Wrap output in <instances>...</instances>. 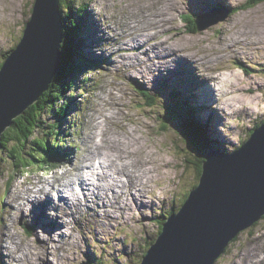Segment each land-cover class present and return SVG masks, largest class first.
I'll return each mask as SVG.
<instances>
[{"label": "rangeland", "instance_id": "1", "mask_svg": "<svg viewBox=\"0 0 264 264\" xmlns=\"http://www.w3.org/2000/svg\"><path fill=\"white\" fill-rule=\"evenodd\" d=\"M250 1L72 2L74 17L78 18L79 7L83 4L86 7L81 19L84 22L81 36L87 32L89 39L80 44L82 50L89 45L86 51L90 58L78 46H74V49L88 61L85 68L87 76H79L76 93L72 96L75 99L66 116L44 115V122L47 123L63 121L58 128L62 129L63 139L60 143L66 145L61 146L57 153L66 152L69 155L65 158L55 156L53 162L60 167H53L51 172L31 168L28 172L13 173L14 160L7 150L0 149V264L141 262L150 242L158 238L162 221L179 210L187 194L199 182L198 171L201 156H204V152L202 155L201 150L184 141L181 135L185 128L184 120L172 118L167 108H172L179 101L183 106L195 110V116L209 124L210 147L229 152L241 146L258 122L264 120V1L244 9L242 5ZM34 2L0 0V62L19 44L31 18ZM240 6L243 9L236 13L233 11L228 14L229 17L221 20L229 8ZM61 9L65 16L67 7L64 1ZM188 11L203 18L197 32H191L190 25L183 21ZM131 34L138 40V46L133 50L124 43L122 46V42ZM142 48L143 53H139L138 50ZM131 58L135 62L130 63ZM237 62L244 63L247 70L239 67ZM170 63L171 71V67H168ZM88 76L90 78L86 82ZM220 77L227 81L223 80L221 84ZM218 86H222L220 91ZM211 89L216 94L214 102L206 98ZM143 90L156 94L155 105L149 103L151 101ZM164 123H167V128ZM43 125L36 134L46 138L49 130L47 125ZM49 139L57 141L53 135ZM30 143L26 150L34 148ZM120 143L129 152L126 163L135 168L134 179L129 182L126 177L121 193H114L112 187L115 186L112 185L107 194L108 184L104 182L100 187L104 190L103 197L95 199V202H102L100 200L104 198L109 201L110 208L93 203L94 198H91L89 205L73 207L74 212L65 204L57 209L49 203L48 214L52 216L57 212L65 221H72L76 241L47 236L45 242L48 245L43 241L41 244L37 237L45 240V233L38 232L37 228H45L46 231L51 228L41 225L37 215V219L33 218L27 201L28 194L20 191L26 188L33 192L40 188L62 189L72 179L67 193L75 196V182L80 181L81 170L90 165L86 158L91 147L100 146L103 151L112 153L113 144L119 146ZM97 158H100V162L102 159L99 155L93 157L94 168L98 167L95 164ZM111 169L114 171L113 167ZM84 178L88 180L86 174ZM117 186L120 187V184L115 189H119ZM131 189H136L138 198L146 199V206L133 199ZM33 192L32 195L37 194ZM90 194L95 195L92 191ZM37 195L40 196V193ZM55 197L56 203L59 202V196L55 194ZM125 201L134 206L135 211L129 213L125 210L116 218L120 211L114 210L115 206H122ZM41 209L42 205L37 211L42 218ZM251 228L229 243V250L217 259L216 264H264V218ZM3 252L7 257H3Z\"/></svg>", "mask_w": 264, "mask_h": 264}, {"label": "water", "instance_id": "2", "mask_svg": "<svg viewBox=\"0 0 264 264\" xmlns=\"http://www.w3.org/2000/svg\"><path fill=\"white\" fill-rule=\"evenodd\" d=\"M62 3L35 0L19 44L0 69V149L5 130L61 70ZM204 158L199 183L166 219L140 264H215L229 243L264 218V122L238 149H208Z\"/></svg>", "mask_w": 264, "mask_h": 264}, {"label": "trees", "instance_id": "3", "mask_svg": "<svg viewBox=\"0 0 264 264\" xmlns=\"http://www.w3.org/2000/svg\"><path fill=\"white\" fill-rule=\"evenodd\" d=\"M62 1H64V3L66 4L67 9H65L66 14L64 16L65 24H66L65 37L61 46V50L63 53V58L61 61V70L54 77L53 81L49 86V89L45 91V93L42 95L40 100L31 107H29L28 109H26L23 114L15 118L13 120V124L5 130L2 136L1 150L2 151L7 150L10 154V157L14 160L13 173L15 171L28 172V169L31 168L34 169L39 168L45 170L46 172H50L53 170V167H57V164L53 162V160L55 159L56 156L55 152L58 150L57 147H59V141H54V140L50 141L49 136L54 135V138L55 137L58 138L61 135V129L58 128L60 123L44 122V115L45 114L49 116L57 115L58 117L66 116L68 114L66 112L68 111L69 107L72 106L70 100L67 97V94L69 93L70 96H72L75 93L74 89H76V87L78 86L77 80L80 75L84 74V76H87L85 68L88 61H86L87 59L85 60L82 54H80L78 51L74 49V46L75 47L78 46L79 48V41L81 40V35H82L81 31L84 25L81 19L82 17H84V15L82 14L84 13V9L86 7L84 4L81 7H79L78 10L80 11V14L78 15L77 18L72 15V7H73L72 2H74L75 0H62ZM263 1L264 0H251L250 3H247L242 6L244 7V9H246L254 5H257L258 3H261ZM242 6L236 8L234 10V13L243 9L241 8ZM183 19L187 24L190 25L189 30L191 32L198 31L197 23L193 15H187ZM10 53L11 51L9 52V54ZM9 54L7 53L5 55L4 60L0 62V69L2 68L5 59ZM239 65L247 70L246 68L247 66L243 64H239ZM86 78L87 77H85V79ZM89 78L90 77L88 76L86 82L88 81ZM144 93L147 96L151 95L147 91H145ZM149 101H151L149 102L151 105H155L154 103H156L154 97L150 98ZM167 109L169 114H172L170 115L172 116V118L177 120L178 119L184 120L185 128L181 133L184 141L187 142L189 145L194 146L199 151L201 150L203 155V152H205L207 147H210V144L208 142V128H207L209 127V124L202 122L197 117H195V110L183 106L181 102H179V104L177 105H174L172 108H167ZM263 122L264 120L258 122V124L254 127V129L251 130L250 135L257 127L263 124ZM43 124L47 125V128L49 130L48 131L49 136L46 138H42L36 134L37 129L41 128ZM164 124L166 125L167 128L168 126L167 123ZM162 128L165 129L164 126ZM29 142H31L29 145H33L34 148L32 147L29 150H26V147ZM10 143L13 144L12 146L8 147ZM202 148L204 151L202 150ZM202 163H203V159L201 160V165L199 166V171H198L199 179L202 173ZM12 181H13V176L11 177L9 187L11 186ZM197 184H195L194 187H196ZM189 195L190 192L185 197L183 203L186 202V200L189 198ZM173 213L175 212H172L171 214ZM168 217L169 216L165 217V220ZM165 220L162 221V223H164ZM255 225L253 227H255ZM162 228L163 226H161L160 230ZM251 229L252 228H250V230ZM239 237L240 234L235 239H238ZM153 243L150 242L149 248ZM147 250L145 251L144 256L147 253ZM226 250L228 251L229 248H227ZM137 262L140 263V260Z\"/></svg>", "mask_w": 264, "mask_h": 264}, {"label": "bare ground", "instance_id": "4", "mask_svg": "<svg viewBox=\"0 0 264 264\" xmlns=\"http://www.w3.org/2000/svg\"><path fill=\"white\" fill-rule=\"evenodd\" d=\"M187 0H185V2H186ZM174 2V1H173ZM172 6V5H171ZM173 8V7H172ZM178 8V7H177ZM231 15V14H230ZM229 17V16H228ZM83 30H84V27H83ZM245 30V29H244ZM106 31V30H105ZM146 31V30H145ZM245 32H247V31H245ZM127 33V32H126ZM134 33V32H133ZM128 34V33H127ZM136 35V34H135ZM249 35V34H248ZM127 36V35H126ZM141 36V35H140ZM143 36V35H142ZM116 37H117V35H116ZM129 38H127L125 41H123L122 42V46H123V43H124V45L125 46H128L129 48H132V50L134 49V48H136L138 45H137V39L131 34V36H128ZM154 37V36H153ZM247 37V36H246ZM81 38L83 39V41H88V39H89V37H88V33L86 32V34H85V36L83 35V36H81ZM119 38V37H118ZM248 39V38H247ZM102 40V39H101ZM82 41V42H83ZM93 41H96V39H94ZM140 41V40H139ZM252 41V40H251ZM154 42V41H153ZM232 42V41H231ZM230 42V43H231ZM237 42V41H236ZM81 43V42H80ZM79 43V48H81V44ZM95 43V42H94ZM143 43V42H142ZM233 43V42H232ZM239 43V42H238ZM254 43H255V41H254ZM241 44V43H240ZM250 44V43H249ZM97 45V44H96ZM105 45V44H104ZM235 45V44H234ZM241 45H243V44H241ZM238 46V45H237ZM240 46V45H239ZM236 47V46H235ZM246 47H248V46H246ZM87 48H89V45H86V47L84 48V52H85V54L89 57V54H88V52L86 51V49ZM234 48V47H233ZM232 48V49H233ZM240 48V47H239ZM243 48V47H242ZM141 49V48H140ZM138 50L139 51V53L140 52H142L143 53V48H142V50ZM146 50H148V49H146ZM156 50V49H155ZM233 50H235V48L233 49ZM242 50V49H241ZM232 51V50H231ZM237 51V50H236ZM244 52V51H243ZM138 53V52H137ZM229 54V53H228ZM133 55V54H132ZM156 55V54H155ZM182 55V54H181ZM225 55V54H224ZM99 56V55H98ZM141 56H142V54H141ZM163 56V55H162ZM135 57H137V56H135ZM148 57V56H147ZM122 58V57H121ZM125 58V57H124ZM139 58V57H138ZM143 58V57H142ZM175 58H176V56H175ZM144 59V58H143ZM199 59V58H198ZM120 60V59H119ZM140 60V59H139ZM151 60V59H150ZM117 61V60H116ZM129 62L130 63H133V62H135V60L134 59H130L129 60ZM199 62H201V61H199ZM123 63H125V62H123ZM128 63V62H127ZM144 63V62H143ZM149 63V62H148ZM182 63V62H181ZM193 64V63H192ZM115 65H117V64H115ZM137 65V64H136ZM139 65V64H138ZM158 65V64H157ZM174 65V64H173ZM186 65V64H185ZM165 66V65H164ZM172 66V63H170V66L168 65V67L170 68ZM189 66V65H188ZM139 67V66H138ZM183 67V66H182ZM182 67H181V69H182ZM128 68V67H127ZM177 68H179V67H177ZM233 68V67H232ZM154 69V68H153ZM173 68L171 67L170 69H169V71H171ZM127 70V69H126ZM189 70V69H188ZM141 71V70H140ZM145 71V70H144ZM177 71V70H176ZM182 71V70H181ZM184 71V70H183ZM129 73V72H128ZM136 73V71L134 72V74ZM139 74H140V72H138ZM153 73V72H152ZM193 73V72H192ZM177 74V73H176ZM185 74V73H184ZM197 74V73H196ZM199 74V73H198ZM217 74V73H216ZM125 75V74H124ZM178 75V74H177ZM215 75V74H214ZM141 76V75H140ZM176 76V75H175ZM179 76V75H178ZM148 77V76H147ZM212 77V76H211ZM198 78V77H197ZM196 78V79H197ZM240 78V77H239ZM153 79V78H152ZM168 80V79H167ZM166 80V81H167ZM222 80V81H221ZM223 80L224 81H227V79H225V78H223V77H220V82H221V84L223 83ZM164 81V80H163ZM207 81V80H206ZM151 83V82H150ZM205 83V82H204ZM218 84V83H217ZM220 84V85H221ZM234 84V83H233ZM148 85V84H147ZM223 86H224V84H223ZM217 89H219V91L222 89V86H218V88ZM204 90V89H203ZM154 91V90H153ZM236 91V90H235ZM223 93V92H222ZM213 94V95H212ZM214 95H216L215 93H213L212 92V89L210 90V91H208V95L206 96V98L210 101V99H211V101L212 102H214V101H216V96H214ZM209 97H211V98H209ZM222 98V97H221ZM236 99V98H235ZM224 100V99H223ZM199 101V100H198ZM252 101V100H251ZM250 101V102H251ZM244 102H245V100H244ZM257 102V101H256ZM224 103V102H223ZM225 104V103H224ZM223 104V105H224ZM249 104V103H248ZM226 105V104H225ZM229 105L231 106L232 105V103H230L229 102ZM255 105V104H254ZM253 105V106H254ZM251 106V105H250ZM234 107V106H233ZM235 107H236V105H235ZM93 137H94V135H93ZM93 137H92V139H93ZM118 140H115V142H117ZM120 146V147H119ZM119 146H117V145H115V144H113V146H112V153H110L109 151H103V147H100V146H93V147H91V149H90V151H89V154H88V156H87V161L90 163V165H92V166H94V162H93V157L95 156V155H99L102 159H101V162H99V164H98V167L97 168H94L92 171H90L89 173H91L92 174V176H94V174L95 173H97V172H101V173H103V174H105V177L107 178V179H104V182L106 183V184H108V189H110L111 188V186L112 185H114L115 187H116V185L117 184H120V187H118L117 186V188H119V189H115V187H112V189L114 190V193H121V189H122V187H123V185H122V183L125 181L124 180V177H128V179H129V182L131 181V180H133L134 178H133V169H135L134 167H133V169L131 168V164H127L126 163V161H128L127 159H126V157L128 156L129 157V155H128V151H127V149H125L123 146H125V145H123V144H119ZM128 152V153H127ZM85 158V157H84ZM130 159H131V157H130ZM106 160H107V162H106ZM131 161V160H130ZM87 162V163H88ZM132 163H134V160L132 159V161H131ZM153 162V161H152ZM151 162V163H152ZM104 164V165H102V164ZM154 163V162H153ZM95 164H96V162H95ZM87 165V164H86ZM87 166V168H90L91 166ZM97 165V164H96ZM155 166V165H154ZM111 167H113V169H114V171L111 169ZM144 167V166H143ZM85 168V167H84ZM99 168H101V169H99ZM144 169V168H143ZM78 170V169H77ZM79 171H80V169H79ZM140 171V170H139ZM51 172V171H50ZM135 174V173H134ZM84 175H85V173L84 172H82V170H81V175H80V177H79V180H80V183H78L79 185H77V186H80L81 185V190L83 191V192H85V189H87L88 191H89V193H87V194H85L84 195V197H74L73 195H70V193H67L68 191H67V189H68V185L71 183L72 184V182H73V180L72 179H69L68 180V182H67V184H65L64 186H63V188L61 189V188H54L53 190H55V194H57L58 196H59V202H57L56 203V197H55V194L53 193V190H51V188L50 189H48V190H46V189H38V190H35L34 192L35 193H40V196H38L37 194H34V195H32L31 194V192H33L32 190H30V191H28V188H26V189H23L22 191H20V192H26L27 194H28V197H27V201L30 203V206H31V208H30V210H31V212H32V215H33V218H35V219H37V217H39V221H40V223H41V225H43V226H50V228H51V230L50 231H46L45 230V228H37V231L38 232H43V233H45V240L43 239H40V237L38 236L37 238H38V240L39 241H41L40 243L41 244H43L42 243V241L44 242V244L46 245L47 243L45 242L46 241V237L48 236V237H55V236H58L59 238H61V239H68V238H70L72 241H76V236L73 234V232H74V228H73V226L71 225V223H72V221H69V222H67V221H65L64 220V218H62L61 217V215L60 214H58L57 212L55 213V214H52V216L50 215V214H48V211H47V207L49 206V203H50V205H53L54 204V206L58 209L59 208V206L60 205H62V204H65V205H67L68 206V209H70L72 212H74V210H73V207L74 208H82V206H85V205H89L90 204V200L92 201V199L91 198H94V201H93V203H95V204H99V206H103L104 208H105V206H107L106 208H110V203H109V201L108 200H106V199H104V198H102L100 201H102V202H95V199H97V198H100V197H103V193H104V190L103 189H100V187L102 186H96L95 187V183L96 182H94V181H92V182H90V180H86V178H84ZM69 176V175H68ZM110 178V184H112V185H110L108 182H107V180H109V178ZM138 179V178H137ZM98 180L101 182L102 180L100 179V178H98ZM136 180V179H135ZM150 181V180H149ZM75 182V181H74ZM127 182H128V180H127ZM127 184V183H126ZM125 184V185H126ZM139 184V183H138ZM132 185V184H131ZM140 185V184H139ZM144 185V184H143ZM143 185H142V187H143ZM129 186V185H128ZM45 187V186H44ZM43 187V188H44ZM74 187V186H73ZM72 187V188H73ZM95 187V188H94ZM103 187V186H102ZM153 187V186H152ZM149 188V187H148ZM154 188V187H153ZM104 189L106 190V187H104ZM137 189V188H136ZM136 189H131V191H132V197H133V199H135L137 202H139V203H141V204H143V205H145L146 206V199H140V198H138V195H137V193L135 192V190ZM144 190V189H143ZM28 191V192H27ZM72 191V190H71ZM90 191H92L95 195H92V194H90ZM145 191V190H144ZM33 192V193H34ZM96 192H98V193H96ZM139 192V191H138ZM124 193H125V191H124ZM147 193H149L148 191H147ZM130 195V194H129ZM128 195V196H129ZM148 195V194H147ZM20 196H22V194H20ZM20 196H18V197H20ZM93 196V197H92ZM111 196V195H110ZM127 196V195H126ZM127 196V197H128ZM122 197V196H121ZM42 199H43V201H42ZM110 199V198H109ZM139 199V200H138ZM130 200V199H129ZM42 201V202H41ZM59 203V204H58ZM41 205H42V209H41V211H40V213L43 211V217L41 218L40 216H39V212L37 211V208L40 206L41 207ZM94 205V204H93ZM133 205V204H132ZM102 207V208H103ZM144 207V206H143ZM97 208V207H96ZM16 209V208H15ZM82 210V209H81ZM114 210H118V211H120V214L118 213V215H115L116 216V218H118L121 214H123V212H125V210H127L129 213L131 212V211H135V208H134V206H131L129 203H127L126 201L122 204V206H120L119 205V207L118 206H115V208H114ZM76 211V210H75ZM99 211V210H98ZM109 213V215H110V209L109 210H107ZM78 213V212H77ZM102 213H104V211L102 212ZM36 215H37V217H36ZM65 215V214H64ZM76 215V214H75ZM101 215V214H100ZM54 216L56 217V218H54ZM80 216V215H79ZM127 216H129V215H127ZM100 217H102V215L100 216ZM62 219H63V221H62ZM35 225V224H34ZM100 225V224H99ZM103 226H104V224H103ZM102 226V227H103ZM55 227H57L58 229H56ZM34 228V227H33ZM69 228H72V230L71 229H69ZM66 229V230H65ZM68 230H70V233L68 232ZM42 234V233H41ZM43 236H44V234H43ZM57 237V238H58ZM18 239V238H17ZM78 240V239H77ZM19 241H21V240H19ZM53 242V241H52ZM68 242V241H67ZM54 243V242H53ZM72 243V242H71ZM65 244V243H64ZM48 245V244H47ZM71 245V244H70ZM73 245V244H72ZM229 245V244H228ZM60 249L62 248V246L61 245H59L58 246ZM72 247V246H71ZM31 248H32V246H31ZM32 249H34V248H32ZM71 249V248H70ZM63 250V249H62ZM72 250V249H71ZM69 251V250H68ZM16 252V251H15ZM33 252H35V251H33ZM33 252H31L32 254H33ZM50 253H52V251H50ZM68 253V252H67ZM43 254H45V252H43ZM34 255V254H33ZM34 256H36V255H34ZM3 257H7V254L5 253V252H3ZM33 259H35L34 257H33ZM47 259V258H46ZM40 261H42V260H40ZM50 262H52L51 260H49ZM11 263V262H10ZM44 263V262H43ZM42 263V264H43ZM46 263V262H45ZM53 264L55 263V262H52ZM59 263V262H58ZM216 264V263H215Z\"/></svg>", "mask_w": 264, "mask_h": 264}, {"label": "flooded vegetation", "instance_id": "5", "mask_svg": "<svg viewBox=\"0 0 264 264\" xmlns=\"http://www.w3.org/2000/svg\"><path fill=\"white\" fill-rule=\"evenodd\" d=\"M202 159L204 160V156H201V160H202Z\"/></svg>", "mask_w": 264, "mask_h": 264}]
</instances>
